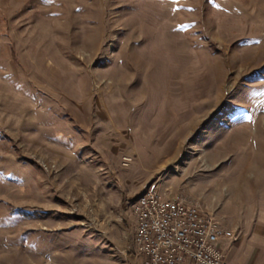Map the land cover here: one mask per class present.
Here are the masks:
<instances>
[{
  "label": "rangeland",
  "instance_id": "obj_1",
  "mask_svg": "<svg viewBox=\"0 0 264 264\" xmlns=\"http://www.w3.org/2000/svg\"><path fill=\"white\" fill-rule=\"evenodd\" d=\"M260 180L264 0H0V264H143L147 187L221 224Z\"/></svg>",
  "mask_w": 264,
  "mask_h": 264
},
{
  "label": "built area",
  "instance_id": "obj_2",
  "mask_svg": "<svg viewBox=\"0 0 264 264\" xmlns=\"http://www.w3.org/2000/svg\"><path fill=\"white\" fill-rule=\"evenodd\" d=\"M131 208L137 221L134 248L143 264H231L221 240L234 241L238 234L198 203L165 198L152 185Z\"/></svg>",
  "mask_w": 264,
  "mask_h": 264
},
{
  "label": "crops",
  "instance_id": "obj_3",
  "mask_svg": "<svg viewBox=\"0 0 264 264\" xmlns=\"http://www.w3.org/2000/svg\"><path fill=\"white\" fill-rule=\"evenodd\" d=\"M260 182L261 180L256 182L258 184L256 189L251 184H247L249 187L247 188V206L235 219L226 216V213H220V210L217 211L221 224L238 234V238L234 241L221 240L223 247L229 246V257L228 253L227 257L231 264H264V206L258 198ZM185 200L198 203L190 197ZM206 208L211 212L215 210L214 205Z\"/></svg>",
  "mask_w": 264,
  "mask_h": 264
}]
</instances>
